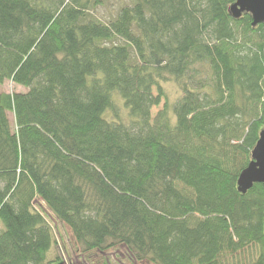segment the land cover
Wrapping results in <instances>:
<instances>
[{"label":"trees","instance_id":"16d2710c","mask_svg":"<svg viewBox=\"0 0 264 264\" xmlns=\"http://www.w3.org/2000/svg\"><path fill=\"white\" fill-rule=\"evenodd\" d=\"M112 1L0 0V264H64L44 205L82 251L264 264V184H237L264 127V24L236 0H127L103 21Z\"/></svg>","mask_w":264,"mask_h":264},{"label":"rangeland","instance_id":"374dc122","mask_svg":"<svg viewBox=\"0 0 264 264\" xmlns=\"http://www.w3.org/2000/svg\"><path fill=\"white\" fill-rule=\"evenodd\" d=\"M123 1L127 0H113L112 2L104 5V7L98 8L95 13L103 21H109L112 16L116 15L117 10L120 8ZM163 85H165L169 103L173 104V102H175V100H177V98L181 95L179 86L174 81L163 82ZM1 90L11 93L13 91H22L26 89L23 86L15 84L13 81H7ZM164 101L165 100H163L159 106H154L153 114H156L163 108ZM9 117L11 123H14V114L9 113ZM39 203H41V201L37 200L36 205L38 206ZM44 208L46 214L48 215V219L51 222L57 241V244H55L50 250V259L59 255L64 264H150L145 261L137 263L134 262L128 256L127 249L122 246L115 249H109L104 252L98 250L91 252L82 251V249L76 244L73 231L70 230V228L62 221L56 220L54 214L47 209L45 205ZM1 228L2 224L0 223V229ZM240 255L237 254V256H235L234 259H230L229 262L234 264L238 260L240 262L252 257L251 252H246L245 254L242 253Z\"/></svg>","mask_w":264,"mask_h":264},{"label":"water","instance_id":"95a60500","mask_svg":"<svg viewBox=\"0 0 264 264\" xmlns=\"http://www.w3.org/2000/svg\"><path fill=\"white\" fill-rule=\"evenodd\" d=\"M230 14L240 18L245 13H251L253 25L264 24V0H236L230 6ZM260 137L251 152V162L241 171L238 177V190L246 193L255 183L264 184V127Z\"/></svg>","mask_w":264,"mask_h":264}]
</instances>
